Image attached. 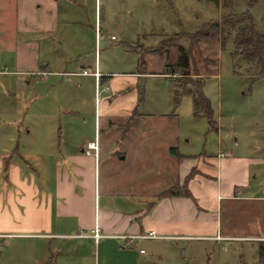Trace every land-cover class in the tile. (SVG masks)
Returning <instances> with one entry per match:
<instances>
[{"label": "rangeland", "instance_id": "1", "mask_svg": "<svg viewBox=\"0 0 264 264\" xmlns=\"http://www.w3.org/2000/svg\"><path fill=\"white\" fill-rule=\"evenodd\" d=\"M248 10L256 28L264 32V0L253 7H249V0H0V150L16 147L21 156L36 165L34 162L46 159L55 149L70 147L79 140H95L96 111L99 114L100 102L103 104L114 92V87L103 81L99 82L101 92L97 94L95 76L82 73L83 65L93 64L97 56L103 74H131L136 79L118 93L126 106L132 94L140 96L139 108L144 116L132 127L160 133L164 128L175 134L174 146L179 153L190 155L191 161L200 159L201 167L196 173L211 181L208 184L202 177L207 204L213 203L214 160L219 153L225 155L233 149V155L264 154V77L252 79L251 65L234 42L235 33L242 28L237 16ZM230 14L234 17L222 18ZM97 15L101 18L98 24ZM45 17L52 28L35 30ZM214 20L227 30L225 45L220 40L193 45L188 37L179 38L184 46L190 44V75L173 73L179 50L171 46L172 36L194 32ZM97 26L101 30L98 36ZM161 42L168 52L154 49ZM67 57L73 60L68 70L75 71V75H52L47 79L33 71L36 61L41 68L50 63L49 69L59 70L65 67L63 58ZM201 78L214 109V127L207 117L194 114L192 95L176 99L177 84L186 90ZM189 79L192 85L186 83ZM100 115L101 141L112 152V160L102 156L98 166L102 182L109 179L110 172V188L116 192L137 189L135 200L141 206L146 202L140 196L151 198L172 185L169 183L177 181L175 188L185 189V182H178L179 176L159 168L153 159L158 150L149 139L141 143L134 137L130 144H124L131 151L125 159V149L119 143L125 128L122 124L129 122L125 114L109 118L102 106ZM111 120L116 124L111 125ZM87 157L92 172L94 153ZM16 159L23 161L17 155ZM26 167L27 163L23 168ZM102 188L107 189V185ZM122 201L117 200L121 206ZM101 203L105 204L104 198ZM199 225L196 220L186 224L184 232H210V224L206 230ZM78 241L4 234L0 236V264H96L94 242ZM140 243L148 252H162L165 264H264L259 247L251 248L248 242L242 247L240 243L184 237L145 239Z\"/></svg>", "mask_w": 264, "mask_h": 264}, {"label": "crops", "instance_id": "2", "mask_svg": "<svg viewBox=\"0 0 264 264\" xmlns=\"http://www.w3.org/2000/svg\"><path fill=\"white\" fill-rule=\"evenodd\" d=\"M55 14L54 12L56 19ZM99 17L96 16L97 24L101 20ZM38 25L35 30L52 28L47 17ZM28 29L33 30V27ZM98 31L101 30L97 26L96 36ZM70 59L63 58L65 67L59 70L49 69L50 63L44 64L41 68L36 61L33 71L42 73L41 75L47 79L52 75L72 76L76 72L68 70L73 61ZM38 67L41 69H37ZM91 67L92 71L97 70L101 73L99 79H102V83L105 81V84L114 87V92L106 97L105 102L103 104L100 102L99 114L96 111L95 140L90 141L97 142V149L87 154L88 143L79 140L70 147L55 149L54 153L46 156V159L34 162L36 165L32 164L28 157L21 156L16 147L0 150V236L34 235L46 237L50 241L70 238L84 244L92 241L95 244V253H98L96 264H165L162 252L157 250L140 252L144 249L140 245V240L145 239L174 240L198 237L240 243L238 245L242 247L248 242L251 248L259 247V243L264 242V154L261 152L258 155L239 153L233 155V149L225 155L224 152L219 153L214 160L215 181H212L216 185V191L213 203L207 204L208 196L202 178L204 176L196 173L201 167L200 159L195 158L191 161L192 157L188 154L179 152L172 154L170 148L174 147L176 142L175 134L164 128L160 133V130L148 131L132 127L144 116L139 108L140 96L132 94L133 99L126 106L118 93L127 90L126 83L136 82V79L134 80L131 74L115 77L112 73L103 74L99 69L97 56L93 64L83 65L82 71ZM95 78L98 94L101 80L99 81L96 76ZM110 96L115 100L114 103L109 99ZM102 106L105 116L109 118L125 114L124 118L129 119V122L122 124L125 128L121 133L123 139L119 143L123 147L124 144H130L134 137L141 143H146L149 139L151 146L158 150L157 156L153 159L158 162L159 168L170 175L179 176L180 183L185 182L187 176L195 171L193 177L185 184V188L191 194L161 195L159 191L157 195L148 199L144 195L140 196V200L146 202V205L141 206L135 200L134 192L137 189L116 192L110 188L113 183L110 172L109 179L102 182L98 170L102 156L107 161L112 160V152L107 151L101 141L99 126ZM112 121L111 125L116 124ZM154 135L157 137L154 138ZM159 136L163 138H158ZM124 149L126 159L130 157L131 151L125 147ZM93 153L94 157L91 160L94 171L91 172L87 166L90 162L87 155ZM16 155L23 161L16 159ZM26 163L28 169L23 168ZM206 179L210 184L209 178ZM166 182L169 183L167 180ZM197 183L200 184L199 187L194 185ZM103 184L107 185V189L103 190ZM132 184L134 185V182ZM176 184L177 181L169 183L171 186L162 191H169ZM103 198L105 204L102 206ZM117 200H123L122 206ZM195 220L201 223L199 226L204 230L210 228V232L198 231L195 234L184 232L187 229L186 224ZM71 222L74 224L72 227ZM75 225L78 226V230ZM208 225L209 228L206 227ZM96 226L100 232L98 241L92 236ZM151 230L155 231L158 237H135ZM81 232H85L86 235H80ZM125 235L131 237H122Z\"/></svg>", "mask_w": 264, "mask_h": 264}, {"label": "trees", "instance_id": "3", "mask_svg": "<svg viewBox=\"0 0 264 264\" xmlns=\"http://www.w3.org/2000/svg\"><path fill=\"white\" fill-rule=\"evenodd\" d=\"M260 0H249V7H253ZM234 15H224L222 18H233ZM238 20L242 21V28H240L234 35V42L241 54L242 58L251 65L250 72L252 73V79H258L264 77V32L259 31L255 25V19L251 12L248 10L247 12H243L237 16ZM208 25V24H207ZM206 25V26H207ZM203 27L195 30L194 32H177L172 38L174 41L171 43V46L176 45L179 50L178 60L175 65H173V73L181 72V74L187 77L190 75L191 69V51L190 44L189 46H184L180 42H178L179 38L186 36L190 40H192V44L194 45L198 41H211L220 40L224 45L226 42L225 33L227 30L225 26L222 25L219 21L215 22L211 21L210 24L206 27ZM172 39V40H173ZM177 39V40H175ZM155 50L166 52L169 51V48H166L161 42ZM169 73V72H165ZM191 78V77H189ZM102 82V79H101ZM187 84H191L192 82L189 80L186 81ZM188 94L192 95L194 102V114L196 116L203 115L207 117L209 120L210 126L214 127L216 120L214 119V109L212 107V103L210 99L206 96L204 92V79L198 80L195 82V85H192L189 89H183L177 84L176 89V99L179 101L181 95ZM170 152L172 154H177L179 152L176 146L170 148ZM192 174L188 175L185 181L186 182L191 178ZM177 185L171 187L169 191H164L161 195L169 193L173 196L178 195H190L191 192L185 188L183 191L176 189ZM264 242L259 243V257L260 259H264Z\"/></svg>", "mask_w": 264, "mask_h": 264}, {"label": "built area", "instance_id": "4", "mask_svg": "<svg viewBox=\"0 0 264 264\" xmlns=\"http://www.w3.org/2000/svg\"><path fill=\"white\" fill-rule=\"evenodd\" d=\"M83 73H85V74H94L97 77V79H99V77H100V73L97 70L96 71H92L90 69H84L83 70ZM105 88L107 89V87H105ZM100 92H101V88H100V84H99L98 85V94ZM97 147H98V145H97V142L96 141H90V142H88V148H87L86 153L87 154L92 153L91 151L97 149ZM83 235H85V234H83ZM92 236L96 239V241H98V239L100 238L99 227L96 226L93 229ZM122 237L128 238V237H131V236L125 235V236H122ZM135 237H138V238H156V237H158V234L155 231L151 230L149 232H146V233L137 235ZM140 252L143 253V252H145V250L144 249H141Z\"/></svg>", "mask_w": 264, "mask_h": 264}, {"label": "bare ground", "instance_id": "5", "mask_svg": "<svg viewBox=\"0 0 264 264\" xmlns=\"http://www.w3.org/2000/svg\"><path fill=\"white\" fill-rule=\"evenodd\" d=\"M82 234H85V235H86V233H85V232H81V233H80V235H82Z\"/></svg>", "mask_w": 264, "mask_h": 264}]
</instances>
